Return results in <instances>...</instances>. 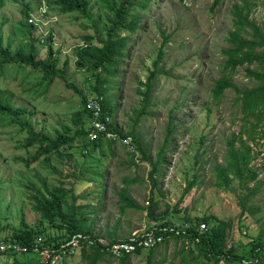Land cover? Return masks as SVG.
<instances>
[{"label":"rangeland","instance_id":"rangeland-1","mask_svg":"<svg viewBox=\"0 0 264 264\" xmlns=\"http://www.w3.org/2000/svg\"><path fill=\"white\" fill-rule=\"evenodd\" d=\"M5 1V6L0 10L2 33L5 40L14 39L15 22L22 16V0ZM25 1H39L33 21L41 24L35 35L44 37L49 27H53L54 49L59 51L58 68L64 69L71 84L76 85L83 94L88 93L96 79H89L87 73L78 68L73 49L83 43L84 35L93 32V29L84 27L91 25L92 21L79 13H61L57 7L52 10L50 6L53 14L45 18L41 11V6L47 5L45 0ZM241 1L151 0L146 13L142 15L137 33L132 37L129 55L120 67V76L111 77L114 82L110 91L117 106L114 121L123 131L136 128L147 157L152 161L156 160L157 151L164 141L168 115L172 112L178 122L172 142L168 144L165 163L160 165L159 186L154 190L159 201V213L167 209V204L171 206L169 211L172 213L173 207L179 203L175 217L183 219L213 214L218 219L229 221L227 244H234L238 249L247 246L259 233H264V138L257 139L258 144L253 146L251 152L254 158L250 165L257 168L258 179L261 178L257 187L248 192L236 180L231 183L235 192L218 186L215 167L226 164L227 141L233 135H238L246 123L233 88H228L218 102L211 98L209 89L222 67L221 49L227 45L225 39L231 28V9ZM251 3L252 17L260 21L264 14V0H252ZM91 4V16L101 25L100 19L104 14L96 5V0H91ZM15 42L18 43L17 37L13 47L16 46ZM46 51L47 48L42 46L40 56H46ZM160 51L164 54L158 65L156 90L146 102L142 94L146 86L141 82H145L155 68L154 61ZM65 59H68L66 65ZM42 76L41 72H32L24 77L16 64L9 63L3 66L0 74V89L12 93L15 108L27 107L30 113L23 117L29 119L36 130H43L54 138L67 126L70 129L68 135H72L77 128L72 115L81 108V96L75 88L65 84L61 74L55 76L49 88L43 92L47 81L43 80L39 86ZM233 81L241 86L249 84L243 68L234 73ZM181 99V106L175 107ZM27 135V131L17 125L0 126V187L4 182L0 188V227L5 223L19 228L23 216L27 223L37 222L40 216L30 209L22 184L30 180L38 183L45 178L52 184L61 180L66 188L72 187L74 193L81 196L77 200L85 205L81 212L89 217L87 223L93 228V235L99 234V239L109 240L104 235L115 226L117 234L125 239L134 231L150 225L152 221L146 210L133 207L121 210L123 190L124 195L138 205L148 206L151 165L140 152L134 156L128 146L115 142L111 146H104L103 155L101 149L84 155L79 147L80 140H76L73 148L64 144L60 152L50 155L49 163L54 169L49 164L48 169L44 161L27 165L25 161L17 160L18 157L28 158L37 152L36 143L28 148L22 146ZM259 135L261 131L256 133V136ZM247 143L253 145V141L247 140ZM235 144L239 145L238 142ZM197 156H200L199 161ZM88 176H91V180L87 179ZM192 181L190 191L184 194ZM254 183H249V187ZM97 191L102 194V200L97 198ZM246 195L247 209L243 210L240 203ZM88 203L90 206H87ZM183 246L182 241L175 244L172 240L165 259L161 252L153 261L178 264L186 255L185 251L181 253L179 250ZM147 254L145 251L140 256L133 255L131 263L147 264ZM21 256L18 255L19 259L23 258ZM12 258L0 255V264H12ZM40 261L49 264L41 258ZM55 264L88 263L82 260L77 251L72 256H58ZM98 264L121 263L119 259L106 256Z\"/></svg>","mask_w":264,"mask_h":264},{"label":"trees","instance_id":"trees-1","mask_svg":"<svg viewBox=\"0 0 264 264\" xmlns=\"http://www.w3.org/2000/svg\"><path fill=\"white\" fill-rule=\"evenodd\" d=\"M150 1L96 0V5L104 14L103 19H100L101 25H99L91 16V0H45V3L52 10L53 7H57V10L61 13H79L92 21L91 25L86 24L84 27L93 29V32L84 35L83 43L78 44L73 49L76 56L75 63L78 68L85 71L89 79H96L95 84L89 88L91 90L83 94L76 85L68 81L64 69L60 70L58 68L59 51L54 49L53 27H49L47 35L44 37L35 35L41 23L29 21V19L39 7V1L32 3L22 0V16L19 21L15 22L14 39L8 38L5 40L2 33V24L0 23V74L3 72V66L9 63L16 64L17 70L23 72L24 77L32 72H41L43 76L38 85L41 86L43 80L47 81L43 87V92L49 88L55 76L61 74V79L65 81V84L75 88V91L81 96V108L77 109L72 115L74 125L77 127L74 133L68 135L70 129L64 126V132L58 133L52 138L43 130H36L30 120L23 117L24 114L30 113L27 107L17 106L15 108L12 93L6 89H0V126L17 125L28 133L22 146L28 148L35 143L38 145L35 155L28 158L18 157L17 160L25 161L27 165L36 161H44L45 166L48 168L50 165L51 169H54V166L49 163L50 155L60 152V147L64 144L73 148L74 142L80 140L81 145L79 147L84 155H88V152L92 153L96 149H101L103 155L105 145L111 146L115 142L124 144L121 141L122 138L131 136L135 150L129 149V151L134 156L140 152L142 158L151 165L148 174L151 186L150 196L147 201L148 206L144 207V205H138L132 199L126 197L123 190L122 200L124 203L121 205V210L126 207L146 210L147 216L152 221L147 227L148 229L154 222L157 223V230L176 221L191 224L190 228L181 231L178 235L176 233H166L162 243L147 250V264H160V261H153V259L161 252L165 259L168 245L172 240L175 244L182 241L184 246L179 250L181 253L185 251L187 255H183L178 264H220L223 262L224 264H264V233H259L253 237L252 241L247 243V246L238 249L239 247L234 244H227L230 230L229 221L218 219L213 214L201 217H185L183 219L179 216L175 217L179 203L173 207L172 213L169 211L171 207L169 204H167V209L164 212L159 213V201L154 190L159 186L157 178L162 171L160 165L165 163L164 158L168 151V144L172 142L173 135L178 127V122L175 121L172 112L168 115L164 141L159 147L154 161L147 157L146 148L142 146L136 128L131 127L130 130L123 131L118 123L114 121V118L110 128L119 134L120 139L100 136L95 140H89L88 138L94 127L91 124L92 113L86 108L87 96L93 94L103 95L104 111L113 117L117 106L114 102L115 97L110 92L114 82L111 77L118 78L120 76V67L129 55L130 42L133 40L134 33L136 34L139 29L142 15L146 13ZM217 1L215 0V2ZM251 2L252 0H242L241 3H235L231 9V28L228 30L225 39L227 45L221 49L223 55L222 67L219 76L214 79L209 89L211 98L218 102L228 88H233L236 93V102L243 114L242 119L246 123L242 125L238 135H233L227 141L229 146L226 164L215 167L217 185L232 192H235V188L231 186L234 180L248 192L256 188V184L261 181V178L258 179L259 172L257 168L250 165V162L254 158L251 152L253 146L258 144L259 140L257 139L264 138V14L260 21L254 19L251 14ZM5 4V0H0V10ZM15 37L18 39V43L15 42L16 46L13 47ZM42 46L47 48L44 57L40 56ZM163 54V51H160L158 58L154 61L155 68L151 71L147 80L141 82L142 85L146 86V90L142 93L146 102H149L156 90L155 81L159 73L158 65ZM67 63L68 59H65L64 65ZM239 68L244 69L245 76L249 80L248 85L241 86L233 81L234 73ZM182 102L183 99L174 106H181ZM258 131H261V135L256 136ZM247 140L253 141V145L247 143ZM235 142H238L239 145L237 146ZM197 158L199 161L200 156H197ZM87 179L91 180V176H88ZM193 182L187 185L184 194L190 191ZM251 182L255 183L252 187H249ZM3 184L4 182L1 183V187ZM22 185L26 189L24 197L30 209L38 214L40 218L36 223L31 224L27 223L23 216L19 228L3 223L0 227V240L30 246L37 237L41 236L44 244L57 248L74 234L80 233L89 236L94 234L93 228L87 223L89 217L81 212L85 205L77 202L81 196L76 195L72 187L66 188L61 180H58L57 184L49 183L47 178L39 180L38 183L30 180ZM96 196L99 200H102L103 196L100 191H97ZM240 204L243 210L247 209V195L241 199ZM87 206H90V203ZM201 222L207 223V230H200L199 225ZM116 228L117 226L104 236L112 241L122 239L117 234ZM98 235H93V237L97 239L99 238ZM187 239L190 241L188 245L186 244ZM143 252H145L143 249H138L135 255L140 256ZM80 254L82 260L88 264H98L100 260H104L106 256H109L105 249L102 250L101 247L96 245L82 247ZM21 255H23L21 256L22 259H19L18 254H8L7 256L13 257L12 264H47L41 262L39 253L31 249ZM110 258L112 257L110 256ZM131 260L132 255L119 258L121 264H132Z\"/></svg>","mask_w":264,"mask_h":264},{"label":"built area","instance_id":"built-area-1","mask_svg":"<svg viewBox=\"0 0 264 264\" xmlns=\"http://www.w3.org/2000/svg\"><path fill=\"white\" fill-rule=\"evenodd\" d=\"M42 14L47 18L50 14V8L48 5L41 6ZM33 15L29 21H33ZM34 22V21H33ZM42 22V21H41ZM103 96L102 95H89L86 100V108L92 113V126L94 127L89 133V140H95L99 136L103 138L120 139L119 134L110 128V124L113 122L112 116L107 114L103 108ZM90 124V125H91ZM130 149L135 150L132 145V137L127 136L121 140ZM157 223H153L150 229H138L134 231L126 239H120L116 241L105 240L104 238H93L89 235L74 234L70 239L61 243L57 248L44 244L43 238L37 237L33 243L24 245L22 243L0 240V255L7 254H24L31 249L34 252L39 253L40 258L49 262V264H55L58 256H72L82 247L96 245L101 247L102 250H106L110 255L114 257H122L128 254L135 253L138 249H150L155 245L162 243L165 239L166 233H176L177 235L181 231H185L191 227L189 222H174L170 225L162 226L157 230ZM200 230H207V223L201 222L199 225ZM190 243L189 239L186 240V244Z\"/></svg>","mask_w":264,"mask_h":264},{"label":"clouds","instance_id":"clouds-1","mask_svg":"<svg viewBox=\"0 0 264 264\" xmlns=\"http://www.w3.org/2000/svg\"><path fill=\"white\" fill-rule=\"evenodd\" d=\"M93 95H95V94H93ZM88 96H89V95H88ZM102 96H103V95H102ZM103 99H104V96H103ZM112 119H113V117H112ZM126 146H127V145H126ZM81 249H82V248H81ZM81 249L79 250V253H80ZM147 250H149V249H145L144 251H147ZM136 252H137V251H136ZM107 253H108V252H107ZM108 254H109V253H108ZM7 255H8V254H7ZM7 255H5V256H7ZM128 255H132V256H133V255H135V253H133V254H128ZM109 256L114 257V256H112V255H110V254H109ZM114 258L119 259L120 257H118V258H117V257H114Z\"/></svg>","mask_w":264,"mask_h":264}]
</instances>
